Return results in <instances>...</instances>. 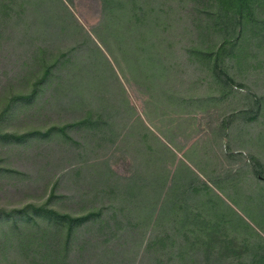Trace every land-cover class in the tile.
I'll use <instances>...</instances> for the list:
<instances>
[{"label":"trees","instance_id":"trees-1","mask_svg":"<svg viewBox=\"0 0 264 264\" xmlns=\"http://www.w3.org/2000/svg\"><path fill=\"white\" fill-rule=\"evenodd\" d=\"M99 1L100 18L87 31L65 0H0V54L6 51L3 45L9 48L23 38L28 46L40 39L56 45L47 51L36 46L40 55L34 54L37 71L32 74L29 92L13 95L3 114L20 101L30 104L44 92L48 81L57 76L53 69L60 72L63 66L71 71L78 68L79 73L85 69L90 83L74 89L79 96L102 87L104 71L109 69L114 80L111 93L117 88L118 93L113 95L119 96L122 105L115 114H131L128 134L137 137L139 133L133 131L139 128L142 142L147 143L140 153L141 163L133 175L115 178L114 186L106 185L111 175L102 174L98 182L102 190L95 192L101 205L79 215L49 208L54 194L42 204L1 210L0 217L10 219L8 231L0 232L3 241L18 245L19 255L31 264H264L263 167H255V159L248 156L247 164H251L248 166L259 182L247 193L232 184L231 174L215 178L206 175L191 157L194 148L178 157L176 147L163 133L164 140L154 134L145 123L146 113L138 114L127 98L125 84L164 91L162 82L169 76L167 59L171 53L169 30L175 24L169 15L178 8L170 2L186 0ZM187 1L195 3L192 10L204 14L199 22L200 35L214 33L222 37L219 47L209 54L193 49L196 60L201 55L209 63H217L228 46L236 48L241 40L247 43L264 32V18H259L256 11H264V0ZM200 4L203 8L197 7ZM247 26L249 38L243 35ZM14 29H22V35ZM261 38L264 44V35ZM67 42L72 47L60 52V46ZM70 88L62 85L54 89V95ZM167 103L173 108L178 106ZM260 108L257 100L249 113ZM104 110L98 111L95 118L90 113L89 119L82 122L104 125L112 131L115 123L110 122L111 114H103ZM35 134L6 138L20 140ZM150 137L153 146L148 144ZM260 137L264 143V131ZM85 164L75 173L91 167ZM82 196H88V192Z\"/></svg>","mask_w":264,"mask_h":264},{"label":"rangeland","instance_id":"rangeland-1","mask_svg":"<svg viewBox=\"0 0 264 264\" xmlns=\"http://www.w3.org/2000/svg\"><path fill=\"white\" fill-rule=\"evenodd\" d=\"M65 1L85 30L89 31L98 22L99 0ZM202 1L207 0H197ZM170 3L178 8L169 15L175 24L169 30L171 53L167 59L169 76L162 82L164 91L125 84L128 101L138 114L146 113L147 126L162 140L163 133L176 147L178 157L194 148L191 157L201 164L206 175L215 178L231 174L232 184L237 188L245 192L252 187L255 190L259 181L246 160L251 156L255 167L261 165L264 169V143L260 137L264 131V44L261 38L264 32L249 38L251 33L247 26L243 34L249 38L247 43L241 40L236 48L228 46L217 63H209L201 55H197L196 60L193 49H203L201 51L209 54L219 47L222 37L214 33L200 35L199 22L204 20V14L192 10L195 3L187 0ZM197 7L203 8L201 4ZM256 11L259 18H264V11ZM20 30L13 32L19 31L22 35ZM33 43L34 46H28L23 38L9 48L3 45L6 51L0 54V211L42 204L54 194L49 208L79 215L101 205L95 192L102 190V183H98L102 174L111 175L106 185L114 186L115 178L129 177L137 171L140 153L147 143L142 142L139 128L133 131L140 134L139 138V134L137 137H133L132 132L128 134L131 114H115L122 105L119 96L113 95L118 93L117 88L111 93L114 80L109 69L104 71L102 87L92 88L91 94L86 92L80 96L75 95L78 87L90 83L85 69L81 73L77 72L78 68L71 71L63 66L60 72L53 69L57 76L48 81L44 92L30 104L20 101L3 114L13 95L29 92L34 80L32 74L37 71L34 54L40 55L36 46L45 51L53 46L51 41L41 39ZM70 47L71 42H67L58 50L67 52ZM111 66L116 71L115 66ZM65 84L71 85V90L55 96V90ZM257 100L261 108L250 114ZM167 102L178 106L173 108ZM103 108V114H111L110 122L115 123L112 131L104 125L90 126L82 122L89 119L90 113L95 118ZM173 112L179 113L176 115L180 118ZM30 132L38 134L20 140L6 138ZM46 132L48 136L42 137ZM153 142L150 137L148 144L153 146ZM84 163L91 167L75 173ZM142 168L146 172V167ZM87 192L88 196H82ZM9 223L10 219L0 217V232L8 231ZM3 236L0 234V264H31L19 255L18 245H9L11 242H4Z\"/></svg>","mask_w":264,"mask_h":264}]
</instances>
